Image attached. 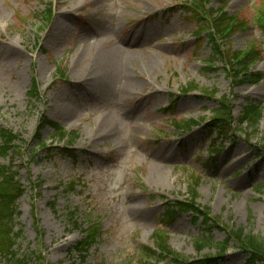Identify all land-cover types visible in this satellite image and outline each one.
Listing matches in <instances>:
<instances>
[{
  "label": "rangeland",
  "instance_id": "374dc122",
  "mask_svg": "<svg viewBox=\"0 0 264 264\" xmlns=\"http://www.w3.org/2000/svg\"><path fill=\"white\" fill-rule=\"evenodd\" d=\"M177 1L190 0H0V129L25 139L24 150L0 155V163L13 161L25 188L16 250L30 257L27 264H40L39 258L45 264H140L138 249L153 246L158 229L167 231L170 246L187 262L216 256L224 230L208 233L203 218L191 213L163 220L172 201L188 196L196 177L202 210L209 208L224 227L264 237V191L254 188L264 183V118L257 133L238 132L216 156L209 153L205 124L185 134L174 127L176 120L211 119L218 107L212 89L217 97L231 95L235 119L246 106L264 105V57L252 67L258 81L236 83L225 62L212 61L209 36L196 37V22L173 6ZM50 2L54 18L44 26ZM224 3L230 15L248 19L264 9V0L210 5L219 10ZM58 11L67 12L58 17ZM137 29L144 31L143 40L151 36L145 43L152 45V69L138 56L127 60L124 71L103 64L114 48L119 51V39L137 37ZM262 40L252 26L240 29L228 47L242 50L254 42L260 48ZM91 53L101 55L100 63ZM60 69L66 78L57 80ZM34 83L40 99L31 96ZM190 83L198 89L186 93ZM42 114L73 131L72 139L51 140L50 126L40 131ZM90 221L103 234L84 259L72 247ZM208 236L215 244L198 252L196 239ZM247 258L232 242L220 264H244ZM0 264L8 262L0 257ZM158 264L174 263L167 257Z\"/></svg>",
  "mask_w": 264,
  "mask_h": 264
},
{
  "label": "trees",
  "instance_id": "16d2710c",
  "mask_svg": "<svg viewBox=\"0 0 264 264\" xmlns=\"http://www.w3.org/2000/svg\"><path fill=\"white\" fill-rule=\"evenodd\" d=\"M210 0H196L193 1V6H189V11L195 16L198 21H202L206 15H209L207 4ZM210 24L207 21L203 22L204 25L200 31H204V28L209 26L212 45L215 48V54L218 58H224L230 69L229 73L234 75L235 81L244 82L250 76L255 75L252 73L253 64L261 58L262 50L254 44H250L244 50H227L229 46L228 42L230 38L236 34L240 29H246L250 27V20L248 18H240L237 15L231 16L223 11H212ZM52 14L48 12L47 21H51ZM204 21V20H203ZM256 25L263 31L264 34V14L260 12L255 17ZM227 50V51H226ZM231 50V51H230ZM60 73L64 76V71ZM258 76V75H257ZM197 86L194 83H190L186 90H194ZM36 90V89H35ZM216 90H212L211 94L214 96ZM220 106L213 114L212 125L227 135L236 133L237 126H234L235 119L233 117L232 99L226 95H222L219 100ZM264 116V106L262 105H250L245 108L240 120L241 124L247 123L246 130L251 129V132L257 133L260 120ZM46 123L51 124L54 127L53 137L55 139L65 140L70 137V134L65 131L59 124L42 119L43 126ZM176 128L188 130L198 124L196 120H182L176 121ZM242 128V127H241ZM245 129V128H244ZM21 135L14 133L11 130H0V137L2 138L3 145L0 148V152L3 155H7L11 152L19 151L23 148ZM199 185V179L192 180L189 187V196L184 201H176L173 208L179 211H192L197 216H203L206 228L211 231L214 227L222 228L227 231V237L224 241L214 243L211 237L197 238L195 243L198 252H201L205 248L212 246L217 247V255L215 257L205 256L199 262L207 264H218V258L223 257L232 241L238 243L240 248L244 249L250 257L246 264H264V238L252 234L245 233L243 228L231 229L223 227L220 222L210 216V210L206 211L201 209V205L197 202L198 193L197 188ZM25 192V188L21 184L18 178V172L13 169V166L0 165V257L7 260L9 264H27L30 259L29 256H20L15 249L17 243L21 238V231L15 230L16 220L20 212L17 208V201ZM70 218L73 220V226L79 227L74 215L71 213ZM198 219V217H197ZM211 222V223H210ZM222 226V227H221ZM86 236L76 245L74 251H78L80 256L85 259V255L81 254L83 251H87L88 248L100 240L103 231L99 227L98 223L90 221V224L85 229ZM155 247L143 246L142 247V264H158L161 259L171 257L175 264H189L184 257L175 252L168 243V236L164 231L157 230L154 234ZM40 264H45L41 258H39ZM154 260V261H152Z\"/></svg>",
  "mask_w": 264,
  "mask_h": 264
},
{
  "label": "bare ground",
  "instance_id": "6f19581e",
  "mask_svg": "<svg viewBox=\"0 0 264 264\" xmlns=\"http://www.w3.org/2000/svg\"><path fill=\"white\" fill-rule=\"evenodd\" d=\"M66 12L58 11V17H60L59 15L63 16L64 14H66ZM58 25L63 26L62 23H58ZM136 31L138 33L137 37L129 38L127 39L126 42H125V39L129 35V33L125 34L124 37H121L118 41L120 44L117 45L119 51L115 52L116 48H114L113 54L107 56V58L104 59L103 64H105L108 68L118 65V67H120V70L124 71V70H127V60L133 59L136 56H138L140 58H143L144 68L146 70H151L152 69L151 65L154 64V61L152 59L151 60L149 59V52L147 51V48L152 45H148L147 43H145V41L146 42L151 41V36H148L147 39L143 40L144 31L142 29H137ZM104 42L106 43L107 39H104ZM100 56H101L100 54H95V53L90 54V58L94 59L96 57V60L99 63H100ZM147 59L149 60L147 61ZM92 68L93 69L91 70L90 75H92L95 72V63ZM81 81H84V80L81 79ZM131 82H132L131 83L132 85H137L139 83L138 80H135V79L132 80ZM154 156L160 160L165 159L164 156H161L158 153L155 154ZM157 167L160 169H163L162 167H159V166Z\"/></svg>",
  "mask_w": 264,
  "mask_h": 264
}]
</instances>
